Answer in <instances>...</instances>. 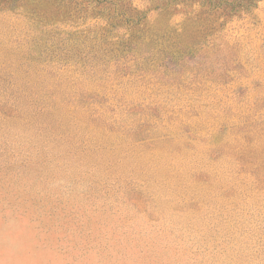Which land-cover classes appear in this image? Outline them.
Segmentation results:
<instances>
[{"label":"rangeland","instance_id":"obj_1","mask_svg":"<svg viewBox=\"0 0 264 264\" xmlns=\"http://www.w3.org/2000/svg\"><path fill=\"white\" fill-rule=\"evenodd\" d=\"M0 264H264V0H0Z\"/></svg>","mask_w":264,"mask_h":264}]
</instances>
